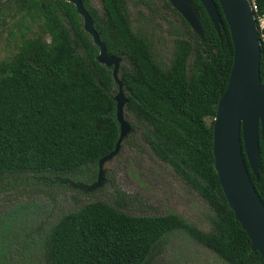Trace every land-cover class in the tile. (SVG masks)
Masks as SVG:
<instances>
[{
  "label": "trees",
  "instance_id": "16d2710c",
  "mask_svg": "<svg viewBox=\"0 0 264 264\" xmlns=\"http://www.w3.org/2000/svg\"><path fill=\"white\" fill-rule=\"evenodd\" d=\"M98 2L100 10L82 0L107 53L127 63H120L118 73L125 116L133 118L130 125L155 156L203 200L207 219L203 224L174 212L138 215L102 200L85 202L44 229L39 239L43 264H149L154 248L175 234L210 251L219 264H264L250 249L213 167L212 122L232 65L220 9L223 26L217 31L201 3L191 0L201 28L197 32L162 0L185 33L162 37L156 50L149 36L132 25L126 0ZM255 5L264 81V26L258 21L264 17V0ZM3 9L14 27L7 41L16 50L0 60V176L95 166L114 149L120 133L112 67L97 61L98 47L72 3L7 0L1 14ZM5 19L1 23L8 25ZM246 166L264 204L262 148L258 179ZM26 208L20 205L0 219V242Z\"/></svg>",
  "mask_w": 264,
  "mask_h": 264
},
{
  "label": "rangeland",
  "instance_id": "374dc122",
  "mask_svg": "<svg viewBox=\"0 0 264 264\" xmlns=\"http://www.w3.org/2000/svg\"><path fill=\"white\" fill-rule=\"evenodd\" d=\"M6 1L0 0V60L16 50L7 41L9 29L14 28L10 27L12 20L6 10L1 14ZM90 4L100 10L98 0ZM126 4L132 25L149 36L156 50L162 48V37L185 33L183 23L165 11L162 0H126ZM4 15L8 25L1 23ZM262 24L263 18L259 20ZM120 63L127 65L125 60ZM125 119L129 130L117 151L95 166L71 173L26 171L0 176L1 221L20 205L27 206L12 219L0 242L3 264H43L39 239L44 229L62 213L89 201L102 200L131 214L174 212L190 222H206L208 207L203 200L149 149L130 125L133 118ZM216 261L210 251L175 234L154 248L149 264H219Z\"/></svg>",
  "mask_w": 264,
  "mask_h": 264
},
{
  "label": "water",
  "instance_id": "95a60500",
  "mask_svg": "<svg viewBox=\"0 0 264 264\" xmlns=\"http://www.w3.org/2000/svg\"><path fill=\"white\" fill-rule=\"evenodd\" d=\"M66 1L74 5L82 18L84 31L98 47L97 61L112 67L117 84L113 98L120 133L114 149L99 163L117 151L122 137L129 130L125 119L126 99L118 77L121 59L107 53L82 0ZM168 1L192 29L201 32L191 0ZM198 1L217 31L223 26L220 9L232 43L231 69L225 90L216 103L212 122L213 167L226 202L247 235L250 249L257 251L264 261V204L246 166L258 179L261 148L264 151V81L260 78V39L256 19L249 0Z\"/></svg>",
  "mask_w": 264,
  "mask_h": 264
},
{
  "label": "built area",
  "instance_id": "2783aa9c",
  "mask_svg": "<svg viewBox=\"0 0 264 264\" xmlns=\"http://www.w3.org/2000/svg\"><path fill=\"white\" fill-rule=\"evenodd\" d=\"M250 1V4H251V8H252V10H256L257 8H256V5H255V0H249ZM264 19V17H260L259 19H258V21L260 20V19ZM260 26V28H262L263 26H264V24H262V25H259Z\"/></svg>",
  "mask_w": 264,
  "mask_h": 264
},
{
  "label": "flooded vegetation",
  "instance_id": "af4514ba",
  "mask_svg": "<svg viewBox=\"0 0 264 264\" xmlns=\"http://www.w3.org/2000/svg\"><path fill=\"white\" fill-rule=\"evenodd\" d=\"M89 1H90V0H89ZM134 1H135V2H136V1H138V2H143L144 0H134ZM167 1H168V0H167ZM168 2H169V1H168ZM169 3H170V2H169ZM170 4H171V3H170ZM92 6L95 7V8L98 7V6H94V5H92ZM96 9H97V8H96ZM88 13H89V12H88Z\"/></svg>",
  "mask_w": 264,
  "mask_h": 264
}]
</instances>
